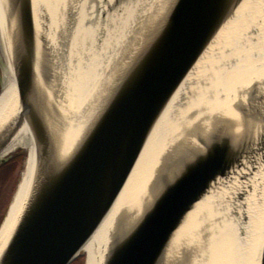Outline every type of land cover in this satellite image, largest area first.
<instances>
[{"label":"water","instance_id":"obj_1","mask_svg":"<svg viewBox=\"0 0 264 264\" xmlns=\"http://www.w3.org/2000/svg\"><path fill=\"white\" fill-rule=\"evenodd\" d=\"M164 1L145 16L108 65L107 78L97 93L114 65L121 62L83 129L64 146L54 127L61 114L57 101L66 91L59 58L48 53L46 39L36 28L33 0H4L7 50L20 112L12 129L0 137V152L25 123L35 149V165L0 264H70L80 256L161 113L187 76L201 72L205 55L219 47L216 41L209 49L242 0H169L166 6ZM51 62L55 87L51 86ZM237 109L244 119L258 122V127L244 124L235 134L224 123L211 127L208 143L197 137L200 147L163 180L138 219L114 241L103 264H171L174 252L186 251V238L194 227L170 241L194 204L222 183L229 184L242 170H247L244 178L255 172L253 160L264 150V93ZM9 158L0 157V162ZM9 208L10 204L0 227ZM258 264H264V238Z\"/></svg>","mask_w":264,"mask_h":264},{"label":"bare ground","instance_id":"obj_2","mask_svg":"<svg viewBox=\"0 0 264 264\" xmlns=\"http://www.w3.org/2000/svg\"><path fill=\"white\" fill-rule=\"evenodd\" d=\"M60 1L64 0H33L36 28L38 30L40 27L41 31L38 32L46 39L48 53L58 58L60 52L53 39L51 24L55 7ZM92 1L96 5L101 3L105 13L113 2L105 0L104 4V0ZM138 2L140 14L144 12L147 0ZM168 2L165 0L163 3L166 6ZM3 8L4 0H0V46L3 51L0 53V137L12 129L20 112L16 81L7 50ZM67 11L73 16L72 5ZM78 26L81 28L79 23ZM216 41L221 44L209 55L204 54L207 60L201 64V72L197 76H187L161 113L110 210L82 246L80 253L85 257V264L104 263L114 241L138 219L163 180L200 147L197 137L188 136L190 128L195 129L196 125L203 123L208 135L212 126L224 123L230 125L235 134L241 132L244 124L251 126L254 123L257 126L258 122L252 118L244 119L237 108L245 107L246 100L259 98L264 93V48L259 46L264 42V0H242L209 49ZM228 44L231 47L229 53H223ZM110 48H114L113 44ZM105 61L90 59L83 69L63 75L66 91L62 100L57 101L56 109L59 108L61 114H58L59 120H56L54 127L59 142L62 141L64 146L78 136L120 68L121 62L114 65L108 81L97 93L109 71ZM51 67L54 79L51 86L55 87L56 70H53L52 62ZM94 96L96 98L91 101ZM259 128L262 129V125ZM20 146L27 149V158L18 188L0 227V254L17 223L34 172L35 149L25 123L0 152V157ZM253 162L256 170L248 178L243 177L247 170H242L241 174L229 180V184L222 183L219 189L196 202L174 232L170 243L184 237L191 227L199 226L202 220H209L202 229L206 239L203 264H258L264 238V150L256 155ZM210 203H214V206ZM211 211L215 212L213 216L216 218L213 220L207 218ZM228 218L230 221L226 222ZM241 232L245 234V249L242 251L238 244Z\"/></svg>","mask_w":264,"mask_h":264},{"label":"rangeland","instance_id":"obj_3","mask_svg":"<svg viewBox=\"0 0 264 264\" xmlns=\"http://www.w3.org/2000/svg\"><path fill=\"white\" fill-rule=\"evenodd\" d=\"M159 1L160 0H147L145 8L143 9L144 12L140 14V3L138 0H113L106 13L102 11L101 3L100 5H96L92 0L60 1V4H57L54 10L51 31L54 33L53 39L60 52L59 68L63 75H68L74 70L83 69V66L86 65L90 59L95 61L106 59V65H110L117 53L124 47L127 40H130L134 35L145 16L154 9ZM94 4L96 6H94ZM104 4H106L105 0ZM70 5L74 8L73 16H70L67 11ZM79 19L80 22H78ZM77 22L80 24L81 28H79ZM77 27L78 29L76 30ZM112 44L114 46L113 49L110 48ZM259 46L260 48H264V42H261ZM230 48L228 44L223 50V53H229ZM1 69L0 61V80ZM21 148L22 147L19 149ZM24 149L26 150L25 156L23 162L17 168L18 177L13 184V189L11 187L8 196V190H5L3 194L0 193V207L4 208V211L7 210L10 204L25 167L27 149ZM13 153L14 151L4 157L9 158ZM14 168L13 164L8 168L9 170L4 169L0 172V190L5 183L9 186ZM213 213L215 212L211 211L207 218L213 220L215 217ZM225 221H230V219L228 218ZM207 222H209V220H202L199 226L194 227L190 233H188L184 246L187 250L178 249L174 252L171 264H203L202 262L204 258H206L204 247L206 246V239H204V232L202 229ZM244 240L245 234L239 233L238 244L241 251L245 249ZM79 257H82L83 264H85L84 255L80 253Z\"/></svg>","mask_w":264,"mask_h":264},{"label":"trees","instance_id":"obj_4","mask_svg":"<svg viewBox=\"0 0 264 264\" xmlns=\"http://www.w3.org/2000/svg\"><path fill=\"white\" fill-rule=\"evenodd\" d=\"M24 156H25V151L22 149H18L8 160H6L5 162H0V172L4 169H8L13 164L15 167L14 170L12 171V176H11V180L9 182V186L7 183H5L3 188L0 190L1 194H3L5 192V190H8V192H7V196H8L11 187L13 189V184L15 183V180L18 177L17 168L23 162ZM1 194H0V196H1ZM5 212L6 211H4V208L0 207V222H1L2 218L4 217ZM70 264H83V259H82V257H78L73 262H71Z\"/></svg>","mask_w":264,"mask_h":264},{"label":"snow or ice","instance_id":"obj_5","mask_svg":"<svg viewBox=\"0 0 264 264\" xmlns=\"http://www.w3.org/2000/svg\"><path fill=\"white\" fill-rule=\"evenodd\" d=\"M206 135H207V129L204 128L203 123L196 125L195 129H189L188 130V136L192 137H198V139L200 141H203L204 143H208L207 139H206ZM225 144H227V140H225ZM213 150V146H210L209 148V152H211ZM118 182H122V181H118Z\"/></svg>","mask_w":264,"mask_h":264}]
</instances>
